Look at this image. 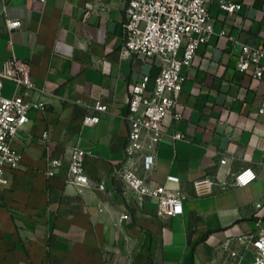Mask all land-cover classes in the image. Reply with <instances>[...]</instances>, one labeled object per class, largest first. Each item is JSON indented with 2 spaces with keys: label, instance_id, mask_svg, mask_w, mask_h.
Wrapping results in <instances>:
<instances>
[{
  "label": "crops",
  "instance_id": "1",
  "mask_svg": "<svg viewBox=\"0 0 264 264\" xmlns=\"http://www.w3.org/2000/svg\"><path fill=\"white\" fill-rule=\"evenodd\" d=\"M209 1L215 33L183 69L182 115L166 116L151 173L159 182L179 176L167 183L185 191L183 212L162 218L156 199L141 205L113 173L125 156L130 87L147 74L151 88L162 69L160 56L123 54L124 4L0 0V70L12 54L28 60L34 97L47 103L29 112L14 142L21 164L0 182V264H253L250 236L264 227V77L237 64L241 44H264V0H231L242 4L234 13ZM8 18L22 25L10 31ZM3 92L13 95L15 81L7 79ZM98 101L109 110L83 124ZM75 145L90 151L87 172L104 188L67 184V165L47 174L49 156L64 157ZM248 167L257 178L247 185L195 191L207 174L223 180L229 169Z\"/></svg>",
  "mask_w": 264,
  "mask_h": 264
},
{
  "label": "built area",
  "instance_id": "2",
  "mask_svg": "<svg viewBox=\"0 0 264 264\" xmlns=\"http://www.w3.org/2000/svg\"><path fill=\"white\" fill-rule=\"evenodd\" d=\"M117 2L124 4L126 10L123 54L160 56L162 69L154 78L151 88V77L147 74H143L130 87L129 110L125 116L129 125L125 156L114 165L113 173L124 183L125 191L131 192L141 205L148 198L156 199L158 217L174 216L183 212L185 191L182 186L172 187L167 182H180V177L169 174L167 182H159L151 178V173L157 168L166 116L173 111L178 120L182 115L176 111V107L186 80L183 69L192 65L198 48L215 33L210 22V1L112 0V3ZM219 5L230 13L242 7L241 3L231 0H219ZM7 24L12 31L20 27L22 21L8 18ZM219 34L233 39L227 30H221ZM237 68L242 72L249 71L256 78H263L264 44H241ZM7 79L15 81V92L11 96L3 92ZM35 92L30 62L12 54L0 70V182L8 169H16L21 164L23 155L14 142L17 133L30 120L29 112L47 107L41 96L34 97ZM94 108L97 113L85 114L83 124H97L109 110V105L98 101ZM43 136L48 138V132H44ZM174 137H182V133L176 132ZM89 155L87 149L71 146L64 157L49 156L47 174L54 176L58 169L67 165V184L79 191L90 186L104 188L103 183H93L87 172L86 159ZM227 162V158L221 159L222 164ZM226 175L228 178L223 180L213 174L195 180L196 193L201 195L214 192L218 187L226 189L247 185L257 178V172L251 167L237 172L229 169ZM262 205L263 200L256 201L254 209ZM254 214L259 215L257 211ZM123 217L127 218L128 214ZM250 237L255 247L253 264H264V227Z\"/></svg>",
  "mask_w": 264,
  "mask_h": 264
}]
</instances>
